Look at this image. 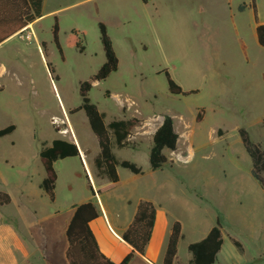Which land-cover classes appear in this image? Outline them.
Segmentation results:
<instances>
[{
	"label": "rangeland",
	"instance_id": "obj_1",
	"mask_svg": "<svg viewBox=\"0 0 264 264\" xmlns=\"http://www.w3.org/2000/svg\"><path fill=\"white\" fill-rule=\"evenodd\" d=\"M48 12L33 26L34 38H26L28 27L0 44V130L15 126L0 137V190L13 199L0 207L2 220L18 231L31 228L48 261L67 264L70 205L96 198L82 173L73 178V170L83 172L79 159L68 158L54 166L59 180L51 202L41 186L38 153L54 139L74 142L82 154L98 153L84 112L68 111L81 104L80 85L105 61L102 22L118 69L93 83L88 97L106 124L141 121L129 137L132 146L112 145L116 159L147 168L152 135L165 116L179 135L176 150L164 151L170 165L142 189L156 209L181 224L180 263L188 264L187 244L218 218L223 248L216 264H264V191L238 133L244 129L264 150V46L255 32L264 23V0H46ZM55 17L64 59L52 42ZM72 30L83 33V53L67 45ZM164 71L183 91L196 93L171 94ZM113 207L123 219V204ZM253 225L257 235L250 234Z\"/></svg>",
	"mask_w": 264,
	"mask_h": 264
},
{
	"label": "trees",
	"instance_id": "obj_2",
	"mask_svg": "<svg viewBox=\"0 0 264 264\" xmlns=\"http://www.w3.org/2000/svg\"><path fill=\"white\" fill-rule=\"evenodd\" d=\"M42 1L0 0V44L8 38L19 34L43 16ZM148 1L142 0L143 3H147ZM243 9L244 6H241L240 10ZM98 27L105 61L96 74L80 85L79 96L81 104L69 110L68 113L71 115L78 111L84 112L90 130L96 137L99 150L98 155L94 159V165L100 175L105 177L109 182L116 183L119 180L118 168L126 169L135 175L143 173L142 168L135 163L127 160H117L112 150L113 144L118 148L132 146L129 142V137L132 131L140 126L141 121L133 117L111 121L106 124L104 115L88 97L93 83L106 80L118 69V58L107 34L106 27L102 22L98 23ZM255 32L258 45L264 46V24L257 25ZM81 36H83V33L72 30L67 39V45L75 48L79 53H83L85 50ZM52 42L61 58L64 59L59 43V27L56 17L54 18L52 27ZM47 68L52 77L54 70L49 65ZM164 73L171 94L186 96L196 93V91H183L167 71H164ZM1 90L2 88L0 87ZM201 119L202 112L200 111L196 117V121L199 122ZM14 130V125H8L0 130V137L10 135ZM238 133L245 152L251 159V175L264 191V150L250 140L248 133L244 129H240ZM178 138L179 135L174 130L172 118L165 116L152 135V145L148 155V163L152 171L162 169L168 163L170 165V161L164 151H175ZM38 157L45 171V177L41 185L42 189L48 199L54 202L57 181V172L54 166L60 160L80 157L79 148L72 141L54 139L49 146L39 151ZM79 175L81 176V174ZM84 177L87 180L88 189L95 196L88 176L85 175ZM10 203L11 196L7 192L0 190V207L7 206ZM99 215L100 211L92 201L74 207L73 215L65 230V237L68 243L65 258L68 264H116L102 253L90 228V223L97 219ZM155 215L156 208L151 201L141 200L138 203L131 223L120 235L121 239L131 247V251L118 264H129L136 254L144 255L145 248L150 241ZM182 236L181 224L175 221L168 240L163 264H173L177 255L178 242L182 239ZM233 243L242 251V246L238 241L234 239ZM222 244V225L217 218L215 225L204 239L188 245L187 251L191 255L190 264H216V256L220 252Z\"/></svg>",
	"mask_w": 264,
	"mask_h": 264
},
{
	"label": "crops",
	"instance_id": "obj_3",
	"mask_svg": "<svg viewBox=\"0 0 264 264\" xmlns=\"http://www.w3.org/2000/svg\"><path fill=\"white\" fill-rule=\"evenodd\" d=\"M45 3L46 0H43V16L51 13H43ZM43 16L41 18H43ZM41 18L37 19L28 27H31V29H33V26L40 22ZM18 35L19 34H16L13 37ZM79 152L80 157H78V159L81 163L83 172H80L79 169L73 170V178H81V176L79 175L81 173L84 176L87 175L95 192L96 201L93 202L90 198L83 197V199L78 203L72 202L70 205V216L67 221L65 230L73 215L74 207L88 201H92L99 209L100 215L97 219L93 220L90 223V228L98 242L102 253L112 262L118 264L131 251V247L121 239L120 235L131 223L135 215L138 203L141 200L149 201L145 192L146 189L142 188L146 186L150 180L153 179L155 171H152L148 165L147 168L143 169V173L141 175H135L130 171L120 172V168H118L117 172L119 180L116 183H111L105 177L99 174L94 165V159L96 158L98 153L92 156L90 150L86 149L84 150L83 154L80 150ZM58 180L59 174L57 172L56 186ZM22 196L23 199L27 200L25 194H23ZM114 201H120L123 204V210L125 212L123 219H121L118 211L113 207ZM12 203L13 199L11 198V204ZM21 218H24V216L22 215ZM173 224L174 221L168 218V214L166 211H160L156 209L154 226L152 229L150 241L145 248L144 255L136 254L129 264H163ZM212 227L213 226H210L205 229L204 232L200 234L198 241L204 239ZM250 228L253 230L252 232H250V234L257 235L258 228H256L255 225H253L252 227L249 226V231ZM24 229H26L25 232L18 231V229L11 225V223L4 222V220H2V217L0 216V264H57V262L55 261L53 263L48 261L47 258L50 257V255H48L47 253L48 250H46V248L44 249L43 245L38 244L36 240H34L35 238L30 230L31 228L29 229L25 227ZM182 239H180V241L178 242L177 255L173 264H181L178 257V251ZM189 244L191 243H188L187 247ZM67 247L68 243L63 251L64 256ZM221 250L216 257L220 255ZM190 259L191 255L188 257V264H190ZM66 263L68 264L67 261Z\"/></svg>",
	"mask_w": 264,
	"mask_h": 264
},
{
	"label": "built area",
	"instance_id": "obj_4",
	"mask_svg": "<svg viewBox=\"0 0 264 264\" xmlns=\"http://www.w3.org/2000/svg\"><path fill=\"white\" fill-rule=\"evenodd\" d=\"M25 29H27V28H25ZM24 29V30H25ZM23 30V31H24ZM21 33V32H20ZM19 33V34H20ZM26 38H28V39H32V38H34V33H33V31H32V29L30 28V30L28 31V33H27V36H26ZM72 133V132H71ZM72 135H73V133H72Z\"/></svg>",
	"mask_w": 264,
	"mask_h": 264
}]
</instances>
